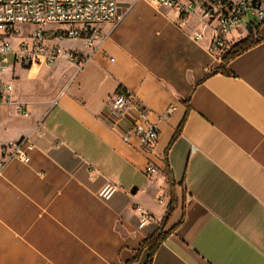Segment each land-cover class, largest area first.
Segmentation results:
<instances>
[{"label":"crops","instance_id":"0c3cea01","mask_svg":"<svg viewBox=\"0 0 264 264\" xmlns=\"http://www.w3.org/2000/svg\"><path fill=\"white\" fill-rule=\"evenodd\" d=\"M117 2L123 21L95 25L92 49L67 39L80 67L17 66L26 94L7 80L30 113L0 106V264H264V21L228 35L256 44L224 65L196 15L182 25L154 0ZM121 87L160 128L151 155L123 138L132 111L110 115ZM20 140L29 162L2 154ZM138 206L155 221L140 228Z\"/></svg>","mask_w":264,"mask_h":264},{"label":"built area","instance_id":"2783aa9c","mask_svg":"<svg viewBox=\"0 0 264 264\" xmlns=\"http://www.w3.org/2000/svg\"><path fill=\"white\" fill-rule=\"evenodd\" d=\"M154 1L175 9L182 25L196 15L204 30L211 33L209 50L217 59L230 49L228 35L239 30L247 19H252L251 25L264 21V0ZM124 17L125 14L118 11L117 0H0V106H15L22 115L30 113L27 103H19L13 98L14 85L3 79L2 73L17 66L54 65L63 57L80 67V56L74 50L62 47L61 43L67 39H83L86 47L92 49L99 36L95 25L107 22L119 24ZM49 23L59 24V27L46 29ZM21 25L32 27V30H23ZM202 36L203 33L196 35L197 38ZM131 111L135 119L123 138L127 142L137 139L139 150L151 155L157 147L160 128L148 120L145 106L140 101H134L132 92L121 87L113 98L110 115L118 123ZM25 143V140H20L3 147V156L29 162ZM157 171L152 162L145 169L148 175ZM113 192L114 189L106 187L100 195L110 198ZM137 210L140 212V228L155 221L154 215L143 207L138 206Z\"/></svg>","mask_w":264,"mask_h":264},{"label":"trees","instance_id":"16d2710c","mask_svg":"<svg viewBox=\"0 0 264 264\" xmlns=\"http://www.w3.org/2000/svg\"><path fill=\"white\" fill-rule=\"evenodd\" d=\"M255 44H256V40L254 39V34L252 31V33L247 38L238 41L237 43H235L230 47V49L223 55L222 63L224 65H227L229 62H231L233 59H235L242 53L249 50ZM184 123H185V119L182 122L181 126L179 127L178 132L181 131V129L183 128ZM167 175L171 181V173L169 171ZM173 211H174V199L172 198L169 210L164 218V223L167 222V220L172 215ZM165 238L166 235L163 232V230H161L160 233H157L156 235L150 237L148 240L144 242V246L148 247L150 250V260L153 258L154 254L156 253L160 245L163 243Z\"/></svg>","mask_w":264,"mask_h":264},{"label":"rangeland","instance_id":"374dc122","mask_svg":"<svg viewBox=\"0 0 264 264\" xmlns=\"http://www.w3.org/2000/svg\"><path fill=\"white\" fill-rule=\"evenodd\" d=\"M23 30H32V27H26V26H20ZM46 29H52L59 27V24L56 23H49L46 24ZM80 43V42H79ZM63 47H74V40H64L62 43ZM12 63V62H11ZM13 64V63H12ZM36 71L32 72V75H35ZM27 76V72L25 73L24 70H21L19 68H16L15 71L12 69H9L8 71L1 74V77L5 80H11L13 79L17 88L18 94L25 92V94L29 91L30 83L26 81L25 77ZM19 78V79H18Z\"/></svg>","mask_w":264,"mask_h":264},{"label":"bare ground","instance_id":"6f19581e","mask_svg":"<svg viewBox=\"0 0 264 264\" xmlns=\"http://www.w3.org/2000/svg\"><path fill=\"white\" fill-rule=\"evenodd\" d=\"M8 71V70H7Z\"/></svg>","mask_w":264,"mask_h":264}]
</instances>
